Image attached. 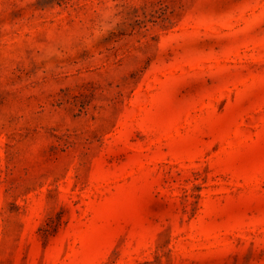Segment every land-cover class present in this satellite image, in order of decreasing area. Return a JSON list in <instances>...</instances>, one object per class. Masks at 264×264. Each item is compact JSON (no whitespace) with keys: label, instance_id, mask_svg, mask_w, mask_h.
Here are the masks:
<instances>
[{"label":"rangeland","instance_id":"rangeland-1","mask_svg":"<svg viewBox=\"0 0 264 264\" xmlns=\"http://www.w3.org/2000/svg\"><path fill=\"white\" fill-rule=\"evenodd\" d=\"M0 264H264V0H0Z\"/></svg>","mask_w":264,"mask_h":264}]
</instances>
